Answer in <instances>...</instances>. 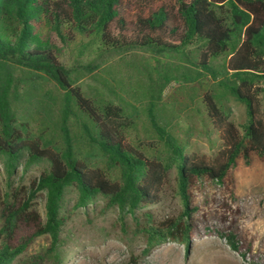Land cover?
<instances>
[{
    "label": "trees",
    "instance_id": "trees-1",
    "mask_svg": "<svg viewBox=\"0 0 264 264\" xmlns=\"http://www.w3.org/2000/svg\"><path fill=\"white\" fill-rule=\"evenodd\" d=\"M86 38L98 40L106 49L177 51L196 46L195 64L217 80L203 94L206 113L224 138V147L213 161L187 153L186 144L167 131L154 114L150 138L163 140L170 156L164 158L155 141L146 144L155 150L152 155L135 148L129 140L135 121L128 108L87 97L61 60L66 46ZM17 67L55 81L64 91L60 132L54 130L57 136L51 134L50 138L43 131L30 139L24 135L27 122L20 120L19 105L32 98L35 83L31 77L16 74ZM262 81L264 0H0V158L7 177L14 174L25 152L29 156L26 168L38 160L49 162V169L33 182L27 199L18 207L10 203L8 180L10 191L6 192L0 224V264H12L26 251L28 241L12 246L8 239L24 215L35 214L31 207L38 192H46L45 221L33 237H51L49 249L36 256V260H45L59 254L60 234L68 220L62 203L69 186L79 190L76 208L103 195L108 206L136 213L141 206L161 200L173 167L185 208L180 215L162 221L148 213L142 228L146 243L142 255L148 256L170 241L183 244L188 254L197 233L191 189L205 178L225 183L240 157L247 164L253 154L264 160ZM230 97L246 106L248 118L241 128L229 119L226 101ZM71 119L81 125L88 143L97 148L100 158H106L110 170L120 168L118 179L96 160L76 153ZM221 234L232 250L244 256L252 250L236 231Z\"/></svg>",
    "mask_w": 264,
    "mask_h": 264
},
{
    "label": "rangeland",
    "instance_id": "rangeland-1",
    "mask_svg": "<svg viewBox=\"0 0 264 264\" xmlns=\"http://www.w3.org/2000/svg\"><path fill=\"white\" fill-rule=\"evenodd\" d=\"M83 41L66 46L61 60L71 69L74 84L80 86L87 97L97 102L111 100L128 108L135 121L129 133L130 143L135 148L146 149L149 155L154 153L152 148H146L147 143L155 141L149 132L150 117L154 114L167 131L186 144L187 153H193L199 160L213 161L224 147V138L221 129L206 113L203 94L217 80L195 64L196 46L177 51L149 47L106 49L96 39ZM15 72L21 77L33 78L35 83L32 98L19 105L23 117L20 120L27 122L24 135L30 139L43 131L50 138L51 134L57 136L64 91L55 81L27 68L17 67ZM259 86L264 88V81ZM261 99L264 115V91ZM226 105L230 109L229 119L241 128L248 118L246 106L231 97ZM69 125L76 153L96 160L118 179L120 168L110 170L106 158H100L97 148L88 143L81 125L73 119ZM154 145L160 147L164 158L170 156L163 140H156ZM28 158L27 152L23 153L11 177H7L0 158V224L6 192L10 191L8 180L12 190L10 203L18 207L27 199L33 182L49 169V162L44 159L26 168ZM191 193L190 207L197 233L190 252L187 254L183 244L170 241L143 256L146 243L142 228L148 213L155 221H162L180 215L185 208L175 167L165 180L161 200L141 206L136 213L108 206V199L103 195L76 208L79 190L71 185L62 203V212L68 220L60 234L59 254L56 258L36 260V256L44 254L51 245L48 234L33 237L45 221L46 192L40 191L32 200L31 210L35 214L24 215L8 239L12 246L28 241L26 251L12 264L32 261L34 264H264V160L253 154L251 163L247 164L240 157L225 183L205 178ZM230 230L252 245L245 256L232 250L222 236L221 233Z\"/></svg>",
    "mask_w": 264,
    "mask_h": 264
}]
</instances>
